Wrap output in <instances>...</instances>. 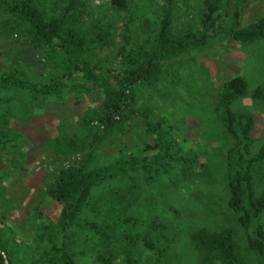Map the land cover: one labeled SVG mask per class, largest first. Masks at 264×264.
I'll return each instance as SVG.
<instances>
[{"label":"rangeland","instance_id":"374dc122","mask_svg":"<svg viewBox=\"0 0 264 264\" xmlns=\"http://www.w3.org/2000/svg\"><path fill=\"white\" fill-rule=\"evenodd\" d=\"M78 1L84 7L75 31L83 38L98 31L107 38L104 46L77 57L89 68H100L95 82L71 70L61 54L34 46L21 32L23 27L0 26V74L89 89H65L57 102L0 88V141L8 139L7 153L0 151V238L12 264H30L41 257L47 234L55 245L69 244L74 264H103L98 256L109 252L110 264H124L125 255L136 264H202L203 254L192 246L190 236L222 230L231 231L243 264H264V253L246 246L240 213L227 206L226 153L233 139L217 101L226 80L239 76L245 81L246 95L236 99L230 111L235 117L251 116L249 155L255 154L264 146V101L249 94L264 81V44L210 39L202 47L153 60L147 78L125 86L120 72L130 68L129 61L111 62L123 37L131 40L128 49L147 42L152 50L166 7L170 37L197 35L203 0H126L123 11H113L108 0ZM42 3L53 13L62 7L60 0ZM231 8L246 25L261 15L264 0H234ZM116 96V120L112 115L108 121L101 119L102 104ZM156 122L158 149L163 154L167 143L166 156L150 165L149 172H128L94 187L87 208L62 232L59 208L48 194L59 171L156 153L157 147L151 148L154 137L145 131L146 124ZM250 174L254 197H259L264 192V160L252 164ZM118 216L155 219L160 229L114 224ZM87 223L110 226L107 241L89 232ZM257 227L264 233V210L247 230L253 233Z\"/></svg>","mask_w":264,"mask_h":264},{"label":"trees","instance_id":"16d2710c","mask_svg":"<svg viewBox=\"0 0 264 264\" xmlns=\"http://www.w3.org/2000/svg\"><path fill=\"white\" fill-rule=\"evenodd\" d=\"M60 1L62 7L59 13H53L51 8L49 10L44 9L43 0H0V26L15 25L18 29L23 27L20 29L21 32L25 33L29 42H32L34 46L61 54L71 70L95 82L100 68L95 66L89 68L86 64L77 61V57L84 51L95 50L104 46L107 43V38L99 31L92 37H81V34L75 31L74 25L82 17L83 4L78 0ZM108 1L113 11L125 9L126 0ZM233 2L234 0H203L200 32L197 35L187 33L175 38L169 36L170 12L166 7L159 20L152 50L147 47V42L133 44L132 50L128 49L131 40L124 36L123 44L111 58V62L129 61L127 64L130 68L120 72L124 85H133L140 78H147L153 60L202 47L210 39L227 38L241 45L257 42L264 44V8L257 19L248 22L246 25H241L238 11L231 8ZM130 53H135L136 59H131ZM0 88H12L24 91L33 97L51 98L57 102L61 101L62 92L65 89L74 90L77 93L89 91L82 85L65 86L57 80L37 83L4 73L0 74ZM245 95L246 83L239 76L226 80L221 86V91L217 94L218 105L222 108L221 118L225 122L226 131L233 139L232 146L226 153L227 206L230 210L240 213L238 220L245 232L247 248L258 255H262L264 253V233L259 227L257 230L254 229L253 233L248 232L247 225L250 221L257 220L264 210V192L261 196L254 197L253 181L250 174L252 164L264 160V146H261L255 154L249 155V147L252 143L250 139L252 118L250 115L235 117L230 111L231 104ZM249 96L253 100L264 101V81L255 87ZM101 108V119L108 121L109 115L118 113V97L116 96L110 103L105 102ZM158 123L156 122L157 126L145 125L146 133L154 137V146H151V148L157 147L154 154H146L140 157L126 155L103 166L87 168L84 165H74L59 171L48 194L59 208L57 221L62 232L70 228L83 210L87 208L94 187L121 178L128 172H149L150 165H155L166 156L167 143H165L163 154H160L158 149L159 144L157 142L160 139ZM6 141L8 139L0 141V151L5 154L7 153L4 150ZM152 150L154 151V149ZM114 224L142 226L150 231L160 229V225L156 223L155 219H151L149 222H141L128 216H118L114 220ZM85 227L101 240L107 241L110 226L106 225L99 228L95 224L87 223ZM45 237L47 250L41 257L32 260L30 264H39L40 262L43 264H74L72 261L73 254L66 241H61L59 245H55L48 234ZM190 240L192 246L203 254L202 264H243L230 230L195 231L190 236ZM5 244L0 238V264H4V261L7 264H12ZM145 246L149 247L147 244ZM110 256L111 253L109 252L107 256L100 255L98 258L103 261V264H110ZM123 263L136 264L129 255H125Z\"/></svg>","mask_w":264,"mask_h":264},{"label":"built area","instance_id":"2783aa9c","mask_svg":"<svg viewBox=\"0 0 264 264\" xmlns=\"http://www.w3.org/2000/svg\"><path fill=\"white\" fill-rule=\"evenodd\" d=\"M111 120H116V117H115V116H112V117H111Z\"/></svg>","mask_w":264,"mask_h":264},{"label":"water","instance_id":"95a60500","mask_svg":"<svg viewBox=\"0 0 264 264\" xmlns=\"http://www.w3.org/2000/svg\"><path fill=\"white\" fill-rule=\"evenodd\" d=\"M4 257V256H3ZM4 264H7L6 261H4Z\"/></svg>","mask_w":264,"mask_h":264}]
</instances>
